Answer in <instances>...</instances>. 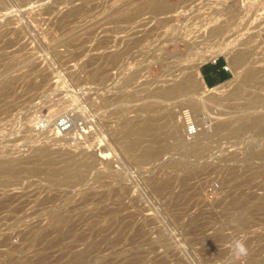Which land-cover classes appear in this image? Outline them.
Segmentation results:
<instances>
[{
  "label": "rangeland",
  "instance_id": "rangeland-1",
  "mask_svg": "<svg viewBox=\"0 0 264 264\" xmlns=\"http://www.w3.org/2000/svg\"><path fill=\"white\" fill-rule=\"evenodd\" d=\"M144 1L0 0V168L9 158L20 170L0 175V264H264V158L249 157L264 133L213 134L210 125L202 157L161 135L141 164L115 140L148 95L201 56L200 74L221 58L231 76L199 96H227L203 102L176 87L158 100L153 115H175L179 140L190 138L185 106L194 120L237 119L232 127L264 115L246 106L264 85L237 89L243 69L236 75L225 56L234 45L253 60L264 51V0H164L163 12ZM211 39L221 50L199 52ZM249 67L264 69V56ZM65 117L70 128L60 131ZM43 149L97 161L53 178ZM238 239L247 248L240 258Z\"/></svg>",
  "mask_w": 264,
  "mask_h": 264
},
{
  "label": "bare ground",
  "instance_id": "bare-ground-1",
  "mask_svg": "<svg viewBox=\"0 0 264 264\" xmlns=\"http://www.w3.org/2000/svg\"><path fill=\"white\" fill-rule=\"evenodd\" d=\"M144 2H146V0ZM147 2H149V0H147ZM150 2L151 3L150 4L148 3L149 6L147 7V9H149V11L152 10L153 12H163V11H165V9H167V4L165 3L164 0H150ZM133 13H134V11H133ZM135 18H136V16H135ZM220 30H221V27L217 26L215 29H213L211 31V33L213 35L219 34L218 32ZM220 35H221V32H220ZM220 48H221V45L214 43L213 40L211 39V41L207 40V42H205L203 44V46H201L199 48V50H200L199 52L216 53L217 51L221 50ZM237 48H238V46L234 45L231 50L225 51L226 59L229 62L230 66L234 69V73L236 75H238L237 74L238 70L243 69V75H242L241 81L239 82V85H237L236 88L238 89L239 87H242V86L247 85L249 83L251 84L252 82H256L260 85H264V69L255 70V69H252L249 67V65L251 63L253 64V63H256V62H259L262 60V58L264 56V51L258 52L257 53L258 56H256L255 60H253L250 50L245 49L244 51H238ZM201 57L198 60L193 61L192 63H190L188 66H186L184 68L185 69V75L183 77L181 76L178 79L171 80V81H173V83L171 85H170V83H171L170 81H169L170 83L164 82V84H166V85L161 88V92H159V93L157 91V93L155 92V94H153V95L151 94L150 96L147 94L148 97H146V98L151 97V99H153V100L148 101L147 103H145L141 106L139 105V103L136 104V105H139V107L136 108L137 110L136 109H134V110L137 111L139 114L133 116L132 118H127L125 121H123V123H122L123 125L120 127V129L118 131L117 139H115V140L120 147L125 149L130 154V157L136 163H139V164L145 163L146 161H148L150 158H152L156 154V147H155L156 144L164 141V139L161 138V135H169L172 138H174V140L176 141V147L179 150H182L185 155H194L197 157H202L203 154L209 150V147H207V145L209 143V138L212 137L213 134H218L225 129L230 130L235 135H239V134L243 133L245 130H250V129H254L255 133L257 135H260V136H262V134L264 133V125H263L264 124V115L263 114H258L255 116L247 115L244 117V120L241 121L240 124H238L237 127L235 125V127L233 126L234 127L233 128L232 124L237 119L231 121L228 119H223V118H221L220 115H217V116L208 117V119L203 118V119H199V120H194L192 112L190 111V109H187L185 106L180 110V116L182 119V127L186 128L185 136L186 137L188 136L190 138H189V141L186 138L179 140V136L177 134H179V128L181 127V125H179L177 123V120L175 119V115H173L172 113L168 114L166 121H161L162 119H160L159 116L157 117V116L153 115L159 111L160 106L157 107L158 100L163 99L162 101H165L164 100L165 98L171 96L170 95L171 92H168L169 90H171V89L173 90V88L178 87V88L182 89L181 91H187V93L185 95L188 98H193V97L199 96L198 93L207 88V85L203 81V78H202L200 71H199V64L206 57L205 56H203L202 58ZM143 67H145V66H143ZM121 83L123 84V82H121ZM258 84H256V85H258ZM206 90H208V89H206ZM174 91L175 90H173V92H172L173 94H174ZM225 96H227V95L217 93L215 95H208V96H203V97L199 96V97L203 102L211 103L212 101H217V100L219 101L221 98H223ZM140 98L142 99V97H140ZM146 98L144 99V97H143L144 101L146 100ZM138 100H140V99L138 98ZM138 100L135 99V102ZM193 104L198 105L199 103L193 102ZM193 104H191V105H193ZM201 105H203V104H201ZM198 106H200V105H198ZM246 106H247V110L250 109L253 111H256V110L258 111L259 109H261V110L264 109V96L261 95L260 93H256L254 95H251V98L248 99ZM130 107L131 106H129V108ZM143 110L148 111V113L145 117L140 115V112ZM68 122H69V126H70L71 125L70 120H68ZM209 122H210V124H209ZM191 124H194L195 129H196V132L193 135H189V133L187 132V129H188L189 125H191ZM57 125H58V123H57ZM210 125L212 126L213 134L207 133V128ZM69 126L67 128H70ZM59 130H60V128H59ZM262 145L263 146L260 149L258 154L253 152L249 155V157H260V158L262 157V158H264V143ZM39 154H40V156L47 157V161H46L47 167L45 169H43V171L47 176L53 177V178H57L61 175H63V177L64 176L67 177L73 171H76L78 168L85 167V166L88 167V166L92 165L93 162L95 163V161H97V159H95V158L91 157L89 154L83 153V152L77 153V154H74V153H58L56 156H51L50 153H48L47 151H45L43 149V150H40ZM100 155H102V158H106L108 156V155H106L105 149L101 150ZM128 157H129V155H128ZM60 163H63V165L59 167L58 165ZM19 172H20V170H19L18 165L13 164L12 160H10L8 158V159H5L3 161V165L0 168V175L7 177L8 179H12V178H15ZM257 198H258V196H257ZM261 205L264 206V203H262ZM1 206L2 205H0V207Z\"/></svg>",
  "mask_w": 264,
  "mask_h": 264
},
{
  "label": "crops",
  "instance_id": "crops-1",
  "mask_svg": "<svg viewBox=\"0 0 264 264\" xmlns=\"http://www.w3.org/2000/svg\"><path fill=\"white\" fill-rule=\"evenodd\" d=\"M224 65H225L224 60L220 61L218 63H217V60L212 62V63H209L208 67L212 70H215V72H216V74H214V76H210V74H209V77L212 78V87H214V86H216V85H218V84H220V83H222V82H224L230 78L231 73L223 69ZM202 68L203 67H201V74H202L204 81H205L206 75L202 73ZM207 87H208V85H207Z\"/></svg>",
  "mask_w": 264,
  "mask_h": 264
},
{
  "label": "clouds",
  "instance_id": "clouds-1",
  "mask_svg": "<svg viewBox=\"0 0 264 264\" xmlns=\"http://www.w3.org/2000/svg\"><path fill=\"white\" fill-rule=\"evenodd\" d=\"M233 251H234V255L237 258H240V257L247 255V248H246L243 240L238 239V240L233 242Z\"/></svg>",
  "mask_w": 264,
  "mask_h": 264
},
{
  "label": "built area",
  "instance_id": "built-area-1",
  "mask_svg": "<svg viewBox=\"0 0 264 264\" xmlns=\"http://www.w3.org/2000/svg\"><path fill=\"white\" fill-rule=\"evenodd\" d=\"M195 1H196V0H195ZM216 60H217V59H216ZM216 60H215V61H216ZM223 69L226 70V71L228 70V68H227L226 65L223 66ZM58 126H59V128H60V131L68 129V128H67V127L69 126L68 119H66V117H65V119H62L61 122L58 123ZM187 132L189 133V135H193V134L196 132V129H195L194 124L189 125V127H188V129H187Z\"/></svg>",
  "mask_w": 264,
  "mask_h": 264
},
{
  "label": "trees",
  "instance_id": "trees-1",
  "mask_svg": "<svg viewBox=\"0 0 264 264\" xmlns=\"http://www.w3.org/2000/svg\"><path fill=\"white\" fill-rule=\"evenodd\" d=\"M220 61H223V59H218L217 60V63L220 62ZM209 64H206V65H203L202 67V73L206 75L205 77V82L206 84L208 85V87H212V78L209 77V74L210 76H214V74H216L215 70H212L208 67ZM211 72V73H210ZM215 72V73H214Z\"/></svg>",
  "mask_w": 264,
  "mask_h": 264
}]
</instances>
